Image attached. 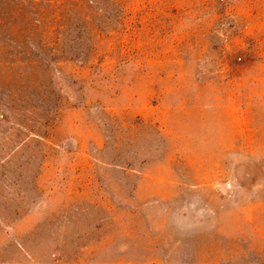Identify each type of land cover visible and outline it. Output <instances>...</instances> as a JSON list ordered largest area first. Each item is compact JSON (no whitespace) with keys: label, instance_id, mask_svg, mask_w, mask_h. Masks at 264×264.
<instances>
[{"label":"rangeland","instance_id":"374dc122","mask_svg":"<svg viewBox=\"0 0 264 264\" xmlns=\"http://www.w3.org/2000/svg\"><path fill=\"white\" fill-rule=\"evenodd\" d=\"M0 264H264V0H0Z\"/></svg>","mask_w":264,"mask_h":264}]
</instances>
